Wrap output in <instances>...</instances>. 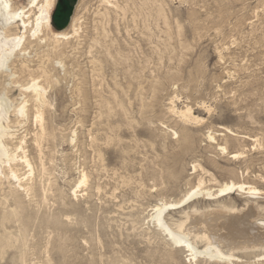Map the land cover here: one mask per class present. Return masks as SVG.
I'll use <instances>...</instances> for the list:
<instances>
[{
  "label": "rangeland",
  "instance_id": "374dc122",
  "mask_svg": "<svg viewBox=\"0 0 264 264\" xmlns=\"http://www.w3.org/2000/svg\"><path fill=\"white\" fill-rule=\"evenodd\" d=\"M79 1L57 0L52 12L55 32L76 16L79 35L49 54L35 56L33 45L32 75L17 64L19 82L38 78L48 88L42 141L48 173L40 175L33 143L40 127L28 98L27 123L15 125L14 113L10 121L18 137L27 136L35 167L36 194L24 199L23 214L30 249L24 263L10 252L2 264H47L48 251L51 264H194L155 229L150 215L200 181L215 194L235 180L262 195L199 198L167 215L170 226L198 212L199 218L207 211L242 218L251 206L246 240L264 238V0H82L77 9ZM4 81L0 77V90ZM8 96L17 106L19 89ZM171 101L179 110L191 107L203 123L183 125ZM221 146L243 155L236 159ZM83 170L88 184L76 197ZM9 195L5 182L0 215ZM259 244L235 252L240 259L230 264H262Z\"/></svg>",
  "mask_w": 264,
  "mask_h": 264
},
{
  "label": "bare ground",
  "instance_id": "6f19581e",
  "mask_svg": "<svg viewBox=\"0 0 264 264\" xmlns=\"http://www.w3.org/2000/svg\"><path fill=\"white\" fill-rule=\"evenodd\" d=\"M81 1L78 2L77 9ZM56 2L57 0H29L27 5L18 7L14 6L13 0H0V77L5 79L4 83L2 82L1 84L2 89L0 90V186L7 182L11 194L9 195L10 198L6 197V211L0 215V264L10 252L12 256H16L17 253L21 254L20 261H22L25 251L30 249L31 234L27 225H25L23 214L26 210L24 199L27 198L30 201L32 191L34 192L35 167L31 161L32 158L30 159L26 150L27 136L21 135L22 137H18L16 129H14V125L11 126L10 121L11 113H14L16 117L15 125L22 126L27 123L29 120V99H32L35 110L33 118L40 127L39 132L34 136L33 142L39 152L40 175L47 172L43 161L42 141L46 130L44 108L49 106L48 88L42 85L38 78L32 77L31 82L25 85L19 82L17 80V77H19L16 70L17 64L20 65L19 71L21 73L32 75V69L30 68L32 60L30 59H33L31 57L33 45L38 48L34 50L36 52L35 56L46 52L49 54L56 51L61 44L68 43L69 40L79 35V31H81V27L78 25L81 20L76 16L72 18L70 25L64 30L56 32L53 30L52 12ZM106 3L111 4L110 0H107ZM106 10L105 12H107ZM33 14L34 18H32ZM37 51L38 53L41 52L37 54ZM62 62L57 61V65L60 67ZM45 73L46 71H44ZM12 88H18L20 91L17 106L8 96L9 89ZM171 105V113L177 116L183 125L189 126L203 123V120L194 114L191 107L187 106L185 109L179 110L174 101H171ZM173 135L177 136L178 133L174 132ZM207 137L211 142L216 141L211 133ZM74 141L75 138H72L71 142ZM219 150L232 154L236 159H240L243 155L240 150L229 153L228 146H221ZM80 174L81 177L77 184L75 183L77 185L74 190L76 197L78 190L88 184V174L84 170ZM42 179L39 180L43 184ZM203 185L204 182L200 181L198 186L189 190L178 202L165 203V201L153 207L150 219L155 229L165 236L177 249L187 252L190 257V263L194 264H230L234 259H240L236 257L235 252L256 249V243H260L258 247H264L263 234L262 236L261 234L251 236L253 238L251 241L246 240L250 229H244L243 225L253 215L254 209L251 206H249L248 214L242 218L227 217L224 214H218L219 212L207 211L205 217H201L202 219L198 217L200 215H197L199 212L192 214V216L187 215L185 221L178 220L180 222H177L176 228L168 224L166 221L167 215L178 209L185 208L199 198L224 197L236 191L247 194L250 200H256L258 196L262 195L259 189L235 180L220 185L216 194L211 189L203 188ZM185 214L187 213L185 212ZM251 229H253V225ZM261 229L264 230V222L261 225ZM222 230L227 232L223 233L221 232ZM201 241L206 242L202 248L198 246ZM48 254L47 264H51V252L48 251ZM261 261L264 264V255L261 256ZM22 262L24 263V261ZM39 264L45 263L41 262Z\"/></svg>",
  "mask_w": 264,
  "mask_h": 264
},
{
  "label": "water",
  "instance_id": "95a60500",
  "mask_svg": "<svg viewBox=\"0 0 264 264\" xmlns=\"http://www.w3.org/2000/svg\"><path fill=\"white\" fill-rule=\"evenodd\" d=\"M52 20H53V18H52ZM52 22H53V26H54V28H55L56 26H55L54 20H53Z\"/></svg>",
  "mask_w": 264,
  "mask_h": 264
}]
</instances>
